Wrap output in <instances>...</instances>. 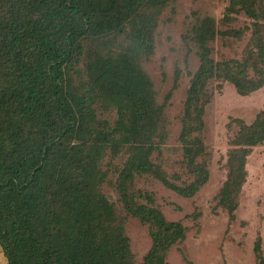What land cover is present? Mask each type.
Listing matches in <instances>:
<instances>
[{"label": "trees", "instance_id": "trees-1", "mask_svg": "<svg viewBox=\"0 0 264 264\" xmlns=\"http://www.w3.org/2000/svg\"><path fill=\"white\" fill-rule=\"evenodd\" d=\"M172 1L0 0V246L8 264H135L124 224L103 191L108 183L127 213L151 229L153 247L142 264H167L168 251L186 238L188 227L137 201L154 202L132 192L134 180L152 175L186 198L207 184L210 153L201 136L210 88L228 82L248 96L264 87V17L252 0H231L251 27L212 29L199 39L200 67L181 135L183 169L194 180L180 186L152 160L163 106L143 64ZM231 11L227 23L238 19ZM247 31L252 41L241 59L212 58L210 43L219 35L241 38ZM239 124L219 196L232 218L248 158L264 143V110L251 125ZM107 157L124 159L111 170L114 182ZM254 252L264 264L261 238Z\"/></svg>", "mask_w": 264, "mask_h": 264}, {"label": "rangeland", "instance_id": "rangeland-1", "mask_svg": "<svg viewBox=\"0 0 264 264\" xmlns=\"http://www.w3.org/2000/svg\"><path fill=\"white\" fill-rule=\"evenodd\" d=\"M252 2L264 17V0ZM239 8L236 6L232 10L231 0H173L158 18L154 53L143 63L154 83L157 103L163 106L159 149L152 160L177 185L188 186L194 180L183 169L186 158L181 135L191 80L200 67L199 39L212 29L227 32L251 27L252 19L243 11L238 13ZM228 11L238 18L237 21H224ZM251 41V31L241 38L219 35L210 43L212 58L239 60ZM222 86V89H218L216 83L211 86L213 97L203 117L201 139L210 153V176L201 191L186 198L152 175L137 177L132 186V192L149 194L154 201L149 203L138 198L140 204L157 208L168 222H181L190 229L186 238L168 251L167 264H259L254 252L258 238L262 239L264 254V143L253 148L248 158L247 180L236 199L238 209L234 217L219 205V196L229 174L233 142L241 129L239 121L251 125L264 110V87L241 96L231 83L225 82ZM123 162V158L105 159L104 168L110 171L109 182L117 180L118 176L111 170ZM103 191L124 224L133 262L142 264L153 247L149 225L127 213L112 184H106ZM0 264H8L1 246Z\"/></svg>", "mask_w": 264, "mask_h": 264}]
</instances>
